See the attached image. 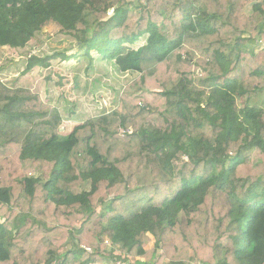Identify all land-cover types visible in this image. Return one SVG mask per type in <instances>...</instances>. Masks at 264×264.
Wrapping results in <instances>:
<instances>
[{"label":"trees","instance_id":"16d2710c","mask_svg":"<svg viewBox=\"0 0 264 264\" xmlns=\"http://www.w3.org/2000/svg\"><path fill=\"white\" fill-rule=\"evenodd\" d=\"M51 25L139 76L64 135L0 80V264H264V0H0V48Z\"/></svg>","mask_w":264,"mask_h":264},{"label":"rangeland","instance_id":"374dc122","mask_svg":"<svg viewBox=\"0 0 264 264\" xmlns=\"http://www.w3.org/2000/svg\"><path fill=\"white\" fill-rule=\"evenodd\" d=\"M243 14L249 15L250 7H246ZM123 35L129 39L132 33L124 28ZM76 44V40L59 34L58 28L51 25L37 34L24 49L0 48V80L8 88L29 89L58 109L63 118L62 135L93 117L114 110L119 95L139 76L137 72L120 73L111 62L101 60L96 53H92L93 63L87 58L70 57ZM143 44L144 40L140 38L135 44H128L125 40L124 46L136 50ZM263 48L264 43H260L250 50L257 52ZM30 56L51 58L49 67H36L25 74L26 61ZM262 102L261 97L253 99L254 104ZM151 246L152 243L148 247ZM134 261L125 264H134ZM189 264L199 263L191 261Z\"/></svg>","mask_w":264,"mask_h":264}]
</instances>
